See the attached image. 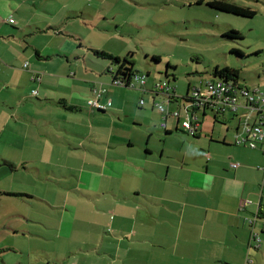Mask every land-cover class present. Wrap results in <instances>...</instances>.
I'll use <instances>...</instances> for the list:
<instances>
[{
  "label": "rangeland",
  "instance_id": "obj_1",
  "mask_svg": "<svg viewBox=\"0 0 264 264\" xmlns=\"http://www.w3.org/2000/svg\"><path fill=\"white\" fill-rule=\"evenodd\" d=\"M11 1L10 6L0 3L2 62L12 61V50L23 51L35 61V50L41 55L57 53L41 66L64 73L66 79L55 82L60 89L52 90L53 101L48 104L37 103L39 92L32 95L40 87L35 82L24 88L25 99L19 89L3 91L5 100L0 96L3 113L19 119L25 113L19 102L27 103L25 120L30 127L28 144L21 145L24 127L14 120L10 123L13 143L0 139V264H81L84 255H77L76 246L68 242L78 234L74 226L79 222L72 219V208H103L108 197L103 193L113 184L100 179L104 170L99 164H84V152L96 159L107 153L109 160L129 156L152 160L162 177L166 172L162 162L182 164L185 155L196 165L207 164L211 156L207 146L221 144L214 137L225 134V125L237 127V121L227 111H207L199 137L187 134L181 123L179 131L173 127L165 134L157 105L167 108L166 95L175 93L176 108L171 110L183 114L182 97L200 88L203 81L214 79L215 68L236 69L240 83L263 88L264 0H225L254 10L251 18L211 9L208 0L200 4L197 0ZM9 19L14 23L6 22ZM232 30L242 38L226 37ZM94 50L131 62L138 76L145 77L148 91L113 84L109 71L116 67L95 56ZM25 62L31 63L29 58ZM161 82L168 83L169 89L155 94L154 85ZM94 89L102 91L104 101L99 102L106 104V110L90 106L96 100ZM74 95L85 98L86 111L81 114L64 109L62 99ZM79 115L85 117L82 125ZM0 119H4L1 113ZM73 131L89 139L81 144L83 139L73 136ZM100 135L107 136V141ZM3 137L10 136L4 133ZM122 166L106 162L110 175L119 174ZM173 172L177 171L171 168L170 176ZM255 195L264 198V182H259ZM55 224L62 226L60 234Z\"/></svg>",
  "mask_w": 264,
  "mask_h": 264
},
{
  "label": "crops",
  "instance_id": "obj_2",
  "mask_svg": "<svg viewBox=\"0 0 264 264\" xmlns=\"http://www.w3.org/2000/svg\"><path fill=\"white\" fill-rule=\"evenodd\" d=\"M0 3L10 6L13 2L0 0ZM20 5L16 7L18 11L22 8ZM59 48L63 50V46ZM11 53L10 63H3V57H0L1 98H5L1 95L3 91L19 89L18 94L25 99L24 88L28 83L32 84L31 76L36 73L40 76L37 93L41 94L37 103L52 102V90L60 89L55 82L66 79L65 74L50 71L41 65L55 58L57 53L41 55L35 50L37 61L23 51L12 50ZM25 58L31 61L27 62L28 68H23ZM176 99L168 104L170 112L173 111L171 108H176L173 105ZM62 100L65 110L74 114L86 111L85 98L74 95ZM19 105L25 109L21 119L11 113H3V108H0L4 118L0 119V139L13 143L15 138L10 132V123L14 120V123L24 127V136L20 139L23 146L28 144L30 127L25 120L27 103L20 101ZM79 116L82 125L85 117ZM204 116L199 113L200 123L204 121ZM181 120L168 117L166 130L171 132L173 127L174 131L180 128ZM201 126L197 137L200 136ZM225 127V134L214 137L221 140V144L213 142L218 146H207L211 155L207 158V164L202 167L196 165L186 155L182 164L173 165L172 160H168L170 163H161V166H166L163 177L158 175L154 167L156 163L152 160L146 162L142 158L137 161L130 156L121 161L109 160L107 153L101 159H96L84 152L81 158L84 164H99L104 170L100 179L106 178L113 184L111 189L103 193L108 195L103 208L100 205L84 208V211L72 208V219L79 222L74 226L78 234H74L68 242L76 246L77 255H84L81 264H264V208L259 212L255 229L250 228L247 222L256 212L257 202L262 198L256 199L255 192L259 182H264V157L258 150L234 145L236 127L233 124ZM230 130L231 135L228 134ZM4 133L9 134V139L3 137ZM72 133L80 141L83 139L81 144L89 139V135L81 131ZM101 137L107 141V136ZM131 143H128L129 146ZM79 145H76L77 148ZM107 161L123 165L119 174H108ZM171 168L177 172L170 176ZM245 201L250 204L242 207ZM59 213L61 216L63 212ZM54 226L60 234L62 226ZM254 231L260 233L263 240L259 249L249 247ZM82 246L84 249H81Z\"/></svg>",
  "mask_w": 264,
  "mask_h": 264
},
{
  "label": "built area",
  "instance_id": "obj_3",
  "mask_svg": "<svg viewBox=\"0 0 264 264\" xmlns=\"http://www.w3.org/2000/svg\"><path fill=\"white\" fill-rule=\"evenodd\" d=\"M9 24L13 21L9 19ZM23 68H28V63L23 64ZM112 69V68H111ZM31 81L38 83L40 81L39 74H32ZM115 85L123 87L120 81L112 82ZM146 79L138 75L128 84L127 88L142 87L146 92ZM204 91L201 92V88ZM169 85L166 82L156 83L154 85L155 94H164L167 92ZM190 90V89H189ZM104 92V91H103ZM37 91L33 90L32 95H36ZM96 100L90 102V106L97 110L104 111L107 109L106 104H100L99 100L102 97V91L94 90ZM176 98L175 93L166 95V103L169 104ZM142 103V101H141ZM185 104L184 113L181 114L179 110L169 111L168 106L164 108L163 105L158 104L157 108L162 114V121L160 128L166 130V122L168 117H173L177 120L181 118V126L189 135H195L200 126L199 113L205 110H210L215 114H224L229 112L237 121V127L234 134V145L246 147L251 150H258L264 157V87H247L242 83L233 84L232 82H223L220 79H212L203 81L200 88H194L193 93L188 92ZM207 107V109H205ZM205 109V110H204ZM250 204L249 201L242 203V207ZM264 208V198H260L257 202V210L250 217L247 222L250 228L255 229L259 212ZM264 232V226H262ZM263 240L258 232H252L250 237L249 247L259 249L262 246Z\"/></svg>",
  "mask_w": 264,
  "mask_h": 264
},
{
  "label": "trees",
  "instance_id": "obj_4",
  "mask_svg": "<svg viewBox=\"0 0 264 264\" xmlns=\"http://www.w3.org/2000/svg\"><path fill=\"white\" fill-rule=\"evenodd\" d=\"M201 2H203V0H197L195 3L200 4ZM206 5L208 7H210L211 9H214L216 11L232 14L235 16L251 18L255 15L254 10L247 8V7L238 6L236 4L227 2L225 0H208V1H206ZM225 36L232 38V39L242 38L240 36V34L235 30L228 31L225 34ZM93 53L98 58H101L103 60H108L111 65H114L116 67L115 69L110 68V71H109V73L111 74V77H112V82L120 81L123 84V87H128V84L135 78V76L138 75L137 72H135L133 70V64L126 59H121L119 57L113 56V55L108 54V53L103 52V51L94 50ZM152 58L155 62L159 61V57L154 56ZM213 77L215 79H220L223 82L230 81L233 84L240 83L238 70L233 69V68H229V67H224V68H220V69L215 68L213 71ZM256 87H260V86H256ZM189 89H190V87H189ZM186 98H187V95L182 97V100L184 101V100H186ZM205 109H207V107H205ZM208 111H210V110H208ZM206 112H207V110L203 111L202 114L205 115ZM179 129L180 128L177 127L175 129V131H179ZM164 133L169 134L170 132L165 130ZM191 136L197 138V133L195 135H191Z\"/></svg>",
  "mask_w": 264,
  "mask_h": 264
}]
</instances>
